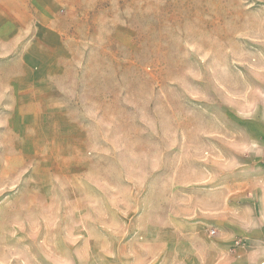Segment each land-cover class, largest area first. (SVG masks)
<instances>
[{"label": "rangeland", "instance_id": "rangeland-1", "mask_svg": "<svg viewBox=\"0 0 264 264\" xmlns=\"http://www.w3.org/2000/svg\"><path fill=\"white\" fill-rule=\"evenodd\" d=\"M68 2L67 35L46 31L30 69L0 54V264H192L176 259L188 228L212 261L229 254L225 237L241 234L208 204L225 172L233 204L248 203L241 142L264 136V0ZM159 173L169 209L196 200L193 226H128L129 185L140 198Z\"/></svg>", "mask_w": 264, "mask_h": 264}, {"label": "crops", "instance_id": "crops-1", "mask_svg": "<svg viewBox=\"0 0 264 264\" xmlns=\"http://www.w3.org/2000/svg\"><path fill=\"white\" fill-rule=\"evenodd\" d=\"M71 6L72 4L68 0H0V54L18 53L19 64L15 65V68L18 70L30 69L33 66L31 54L39 52L40 38L45 36L46 31L48 32L47 35L52 38H61L67 35L65 30H61L58 22L63 14L70 13L66 8ZM85 14L87 15V9ZM51 51L55 52L56 50L51 48ZM9 65L11 64L8 62H0V69L8 68ZM11 67L13 68V66ZM4 78L1 73L0 80ZM14 79L23 80L19 77V72ZM33 115L32 113L31 116ZM250 129L247 128V131L250 132ZM260 132L264 133V127H260ZM241 148L244 154L242 157L243 164L255 166L252 170L250 168L245 170L249 175L247 186L250 185L249 187H251V189L247 187L245 192L248 203L239 206L233 204V190L229 183L231 176L225 172L223 174V189L213 190L215 195L223 194L221 204L217 203V200L208 204L209 212H222L225 220H227V225L233 230H238L241 234V237L236 240H233L232 237H225L224 241L230 246H234L233 249L230 248L229 254L217 255L214 253L216 259L212 261L210 258L213 252L210 253L205 247L198 248L193 240L191 241L187 237L190 231L187 225L193 226L196 221L198 222L199 206H197L196 200L194 201L191 195H188L182 197L181 203L183 205H179L178 210L169 209V199L167 195L162 193L163 188L166 187V184H162V173L154 175L160 179L159 188L146 182L143 195L140 198L138 197L139 187L134 184L129 185L130 190L127 199L129 207L124 213L127 214L128 226L143 224L149 230H155L161 228L169 219L183 224L188 230H182L183 235L186 231L187 234L179 239L178 244L183 248L191 245V251L188 252L182 248L181 253L176 254L177 261L191 260L192 264H264V218L259 220H245L243 218L244 213L256 215L264 213V207L261 205L264 197V158L262 159L263 163L258 159V157L263 156L264 136H250L247 141L241 142ZM224 164L225 169L232 167L231 160L225 161ZM215 178V174L208 173L206 176L209 182ZM117 195L119 200L121 195L120 193ZM151 255L152 259L157 257V254L152 253Z\"/></svg>", "mask_w": 264, "mask_h": 264}, {"label": "built area", "instance_id": "built-area-1", "mask_svg": "<svg viewBox=\"0 0 264 264\" xmlns=\"http://www.w3.org/2000/svg\"><path fill=\"white\" fill-rule=\"evenodd\" d=\"M211 234H212V235L215 234V231H213Z\"/></svg>", "mask_w": 264, "mask_h": 264}]
</instances>
